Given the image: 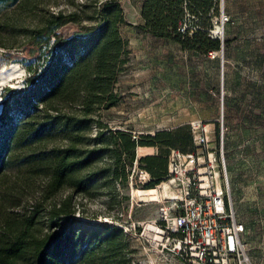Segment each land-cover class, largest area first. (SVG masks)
Segmentation results:
<instances>
[{
	"label": "trees",
	"instance_id": "16d2710c",
	"mask_svg": "<svg viewBox=\"0 0 264 264\" xmlns=\"http://www.w3.org/2000/svg\"><path fill=\"white\" fill-rule=\"evenodd\" d=\"M59 1L0 0V47L15 48L21 38L38 60L45 49L44 64L30 66L24 85L2 94L0 264H133L124 231L81 218L79 198L106 196L121 206L117 197L136 165L150 176L145 189H153L168 179L171 149L191 154L197 147L188 125L139 137L110 126L131 60L122 29L131 24L121 0H65L73 10H51ZM186 11L203 30L179 31ZM217 12L218 0H144L137 28L208 56L227 47L207 32ZM68 24L76 30L64 34ZM146 147L160 153L146 155Z\"/></svg>",
	"mask_w": 264,
	"mask_h": 264
},
{
	"label": "rangeland",
	"instance_id": "374dc122",
	"mask_svg": "<svg viewBox=\"0 0 264 264\" xmlns=\"http://www.w3.org/2000/svg\"><path fill=\"white\" fill-rule=\"evenodd\" d=\"M141 1L121 0L127 21L131 24L122 29L123 37L129 41L131 60L118 85L123 100L108 113L107 122L114 129L129 130L137 137L182 125H188L192 135L193 125L198 127V132L207 129L210 142L204 147H197L195 152L210 151L215 156L212 176L218 173L220 184L230 188L240 220L249 227L246 239L252 247V264H264V185L256 184L259 178H264V118L248 124L244 117L249 113L264 114V106L249 108L241 105V93L246 82L242 80L244 73L240 68L242 32L250 37L254 35V39H257L256 35L264 37V0H258L261 4L258 6L256 0L245 6L246 0H224L226 11L231 16L224 34L226 48H229L218 59H209L204 54L183 49L176 42L141 33L137 28L141 22ZM82 2L77 0V3ZM4 9L0 7V15ZM51 10L71 11L73 7L60 0ZM247 13L251 19H260V24L254 22L256 24L249 25L248 29L244 27ZM75 30L73 24H68L60 31L71 34ZM256 43H260V49H263L264 42ZM25 49L26 43L21 38L17 39L15 48L0 47L2 101L6 88H21L24 85V80L31 76L30 66L37 68L44 64L45 49L41 50V60L36 59L39 53L30 55ZM13 65L23 69V74L4 81V75ZM249 81L255 87L264 88V73L251 72ZM143 151L146 155L160 153L155 147ZM174 151L180 153V157L176 154V162L183 169H190L192 166L184 159L187 154L171 149L168 174ZM202 163L203 160L197 163L193 174L203 178L209 169ZM137 166L129 188L117 197L121 206H111L110 198L106 196L79 198L85 211V217L81 218L91 223L120 227L134 249L133 264H188L165 247L168 243L163 230L166 223L161 220L162 211L176 203L171 196L178 195L179 188L171 186L165 192L162 184L167 181L164 180L155 187L160 193L158 201L136 197V190L144 193L148 190L145 184L150 177L146 170ZM259 169L263 171L259 173ZM94 215L98 218L94 219ZM148 225H152L153 229H148ZM159 229L162 232L158 233Z\"/></svg>",
	"mask_w": 264,
	"mask_h": 264
},
{
	"label": "built area",
	"instance_id": "2783aa9c",
	"mask_svg": "<svg viewBox=\"0 0 264 264\" xmlns=\"http://www.w3.org/2000/svg\"><path fill=\"white\" fill-rule=\"evenodd\" d=\"M230 22L224 0H218V12L212 16L207 28L209 37L223 44ZM198 23L199 19L186 11L179 31L193 35L197 30H203ZM223 52V49L211 51L208 57L216 59L223 56ZM193 136L196 147H204L210 142L207 129L198 132V127L193 125ZM176 154L180 157V153L174 151L166 181L170 187L179 188L180 197L170 209L161 213V220L166 223L163 230L168 243L165 247L188 264H252V247L246 239L250 231L238 217L230 188L220 184V176H212L211 169L216 162L213 153L197 151L184 155L186 163L192 166L190 169H183L176 162ZM200 160H203L202 166L209 169L206 181L193 174Z\"/></svg>",
	"mask_w": 264,
	"mask_h": 264
},
{
	"label": "crops",
	"instance_id": "0c3cea01",
	"mask_svg": "<svg viewBox=\"0 0 264 264\" xmlns=\"http://www.w3.org/2000/svg\"><path fill=\"white\" fill-rule=\"evenodd\" d=\"M143 1L144 0L141 1L140 10H141V6H142ZM250 2H254V0L253 1L246 0V2H244L243 5L245 6L246 4H248ZM256 3H257V6L261 5V4H259L258 0H256ZM246 15H247L246 18L244 17V27H246L247 29H248L249 25L253 26L256 23H257V25L260 24V19H256V20L251 19V18H249L248 13ZM254 22H256V23H254ZM253 36L254 35H252L250 37L249 34L245 35L242 32V36L240 39V42H241V45H240V47H241L240 68L242 70V73H244V77H242V80L244 82H246V85H245L246 87L244 86L245 89L241 93V105L247 106L249 108H252V106H257V107L264 106V88L259 87V85H257L255 87L249 81V74L251 72L253 73V72L257 71L260 74L264 73V46H262L263 49H260V43H258V44L256 43V45L254 44L255 41L264 42V37L256 35L257 39H254ZM228 48H226L225 50H227ZM216 59H218V58H216ZM244 117H245L246 123L249 124L251 122H256L257 120H261L262 118H264V114L259 113V115H253V114L249 113L248 115H246ZM244 117H242V119ZM259 170H260L259 173H261L263 171L262 169H259ZM256 182H257L256 184L264 185V178H259V181H256Z\"/></svg>",
	"mask_w": 264,
	"mask_h": 264
},
{
	"label": "bare ground",
	"instance_id": "6f19581e",
	"mask_svg": "<svg viewBox=\"0 0 264 264\" xmlns=\"http://www.w3.org/2000/svg\"><path fill=\"white\" fill-rule=\"evenodd\" d=\"M23 72H24V70L21 69L18 65H13L6 72V75H4L3 80L4 81H7L10 78H14L15 76H20V75L23 74ZM201 173L202 174H205L204 172H201ZM217 176L219 177V174L218 173H217ZM206 180H207V176H203L202 181H206ZM162 188H164L165 192H168L169 189H170V185L167 182H164L162 184ZM135 192H136L135 193L136 194V197H139V198H142V199H145V200H148V201H152V202L158 201V199L160 197V193H159L158 188L148 189V190L145 191V193L142 190H136ZM171 197L173 199H177L178 197H180V194H178V195L177 194H173ZM148 229L152 230L153 229V226L152 225H148ZM160 232H162V231L159 229V232L158 233H160ZM156 237H158V236H156Z\"/></svg>",
	"mask_w": 264,
	"mask_h": 264
},
{
	"label": "water",
	"instance_id": "95a60500",
	"mask_svg": "<svg viewBox=\"0 0 264 264\" xmlns=\"http://www.w3.org/2000/svg\"><path fill=\"white\" fill-rule=\"evenodd\" d=\"M137 156H138V153H137Z\"/></svg>",
	"mask_w": 264,
	"mask_h": 264
}]
</instances>
